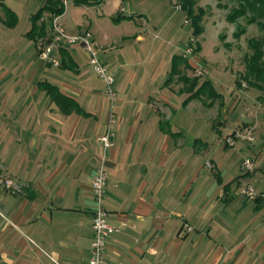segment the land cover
Here are the masks:
<instances>
[{"label": "crops", "instance_id": "0c3cea01", "mask_svg": "<svg viewBox=\"0 0 264 264\" xmlns=\"http://www.w3.org/2000/svg\"><path fill=\"white\" fill-rule=\"evenodd\" d=\"M70 1L72 10L96 4ZM134 11L119 19L130 20L121 37L102 32L94 15L77 21L66 11L61 17L69 32L93 33L115 77L113 101L97 84L82 45L66 47L72 67L61 69L40 64L26 34L0 41L6 55L0 58V264H89L92 181L104 154L105 207L118 228L106 264H264V203L238 190L255 174L242 170L244 158L233 148L203 143L197 130L202 113H162L160 102L175 110L184 105L181 88L175 97L172 82L163 79L173 56L163 77L161 71L137 73L138 44L164 46L139 31L144 17ZM140 77L148 90L139 99ZM45 81L81 111L65 112L41 86ZM109 128L114 145L105 152L100 138ZM189 129L197 131L189 136ZM209 157L217 171L207 167Z\"/></svg>", "mask_w": 264, "mask_h": 264}, {"label": "rangeland", "instance_id": "374dc122", "mask_svg": "<svg viewBox=\"0 0 264 264\" xmlns=\"http://www.w3.org/2000/svg\"><path fill=\"white\" fill-rule=\"evenodd\" d=\"M62 1L64 3L67 1L66 11L70 20L78 21L85 13V17L94 15L99 17L98 24L102 28V32H110L113 35L124 34V32L129 31V22L126 21L130 20H123L118 24L119 19H123L119 18L120 15H131L132 9H134V15L143 16L144 21L139 31L147 36L149 42L160 43L164 49L158 48L159 45L157 44V46L154 45L155 47L147 43L138 44V55L135 58L137 63L134 64L138 74L145 72L148 75L153 71H161L160 75L162 74L163 77V73H166L164 66L168 63V56H185L192 44L194 49L188 59L193 69H187L182 64V72L191 78L199 76V84L209 80L222 98H216L212 105H209L212 99L202 95L201 99L196 98L191 103L190 101L186 103L190 93L185 92L180 98L184 105L181 104L179 110H175L172 106L165 107L163 102L159 103V108L162 113H202V119L198 120L197 130H199L198 134L202 136L200 138H202L203 143L212 146L214 149H217L219 145L221 147L226 145L233 148L231 151L240 153L243 158L251 156L255 161V169L246 173L255 174L256 179L254 177L249 183L264 191V91L246 83L241 87L236 85V80L246 69L245 58L250 52L248 39L262 33L257 24L248 25L247 33L241 38H236L234 36L236 23L227 19L231 7L235 4L227 0L222 2L223 4L228 3L227 8L220 6L218 0H196L197 7H202L205 11L202 21L204 31L197 37L194 35V28L187 20L186 12L177 6L180 0H119L120 7L126 8L122 14L117 11L118 9H115L117 6L115 0H97L94 8L88 10L84 6L72 10L75 6L70 0ZM102 1L105 2L104 5H100ZM1 2L4 5L0 7V41L4 39L16 41L30 29L32 14L36 13L46 0H1ZM130 2L133 6L132 9H130ZM6 7L12 9L17 15V22L14 27L8 26L3 20L5 19ZM103 13H106L108 17L102 16ZM238 23L245 24L246 22L244 18H240ZM123 34L119 36L121 37ZM223 36L224 38H222ZM114 42L116 47L118 44L116 40ZM198 46L201 47L200 51H196ZM5 56L0 52V58ZM37 61L40 64L43 62L39 58ZM161 61L162 66L160 65ZM55 67L58 68V66ZM170 76L166 75L163 79H168ZM178 77V75L174 76L172 83H170L173 90L172 94L175 97V94L179 95V89L184 86L181 81H178ZM140 78L143 85L134 87L139 99L148 90L147 80ZM96 81L105 92L104 81L98 76H96ZM114 89L117 95L118 90L115 83ZM246 128L252 129L255 137L253 142L237 139L234 147L227 144L226 141L229 136H235L236 132L244 131ZM197 130L191 131L189 129L188 135H194ZM204 149L207 151L210 148L207 149V146H204ZM233 159L236 161V157L230 158V161ZM208 160L211 158L209 157ZM245 184L246 182L241 184L239 189Z\"/></svg>", "mask_w": 264, "mask_h": 264}, {"label": "trees", "instance_id": "16d2710c", "mask_svg": "<svg viewBox=\"0 0 264 264\" xmlns=\"http://www.w3.org/2000/svg\"><path fill=\"white\" fill-rule=\"evenodd\" d=\"M77 5H93L97 3L92 0H72ZM219 5L228 7V3H222L224 0H218ZM234 3L231 7L227 19L232 23H236V31L234 36L241 38L242 35L247 33V26L257 24L261 30L259 36H254L248 39V47L250 52L246 55V69L236 80V85L241 87L244 83L251 87H256L261 91H264V0H227ZM4 4L0 0V7ZM179 5L187 14V20L194 28L195 37L200 36L204 27L202 26L204 9L197 7L196 0H180ZM66 12V4L62 0H46L45 4L31 16V27L27 31L26 36L29 40H32L38 50V44L42 41H49L51 39V21L53 15H63ZM47 13V14H46ZM119 18H125L124 15H120ZM240 18L245 19V24L238 23ZM4 22L8 26H15L17 22L16 13L6 7ZM224 38V36L222 37ZM64 46L60 49L61 63L58 68L64 69L72 67V57L70 52ZM201 47L198 46L196 51H200ZM172 72L166 83L172 82L174 76L178 75L179 79L184 83L181 89V93H190V97L186 100L189 101L202 98L205 95L212 99L209 105H212L214 100L222 98L221 94L215 91L209 80L199 84V76L190 77L181 70V65L187 69H193L189 59L185 56L175 55L173 56ZM45 62V61H43ZM47 63V62H45ZM52 65L51 63H47ZM53 66V65H52ZM41 86L45 89L51 100L55 101L65 112H71L73 110L81 111L79 104L71 97L65 95L56 85H53L47 81L41 82ZM261 202V201H258ZM263 203V202H262Z\"/></svg>", "mask_w": 264, "mask_h": 264}, {"label": "built area", "instance_id": "2783aa9c", "mask_svg": "<svg viewBox=\"0 0 264 264\" xmlns=\"http://www.w3.org/2000/svg\"><path fill=\"white\" fill-rule=\"evenodd\" d=\"M67 1H65V4ZM181 8L179 5H177ZM126 11L125 7L121 8V12ZM62 15H53L51 21V39L49 41H40L38 44V57L40 60L47 63H51L54 66H59L61 63L60 49L64 46L83 44L84 49L89 55V62L97 74V76L104 81L106 93L113 101L116 97L114 89L115 77L110 68L102 61L101 54L102 48L99 46L94 38L93 33L90 30L80 33H69L61 22ZM193 45L187 50L185 57H189L193 52ZM199 74H201L199 72ZM113 131L109 128L107 132L101 136V140L104 143L105 152L114 145L112 139ZM237 139L253 142L255 137L253 131L250 128L244 129V131L236 132L235 136H229L227 138V144L234 147L237 143ZM207 167L216 171L215 165L211 160H207ZM242 170L250 172L255 169V161L251 156L244 157L241 163ZM7 186L10 187L13 183L11 180L5 181ZM108 184V171L105 163V154L102 162L96 169V172L92 181V194L95 201V209L93 212V240L90 250L89 264H106V252L109 244L110 237L118 231V228L113 225L109 220V213L105 207V197L107 194ZM239 194L251 201H261L264 203V191L259 190L254 184L248 183L241 186ZM186 229L192 231L194 228L191 225L186 224Z\"/></svg>", "mask_w": 264, "mask_h": 264}, {"label": "water", "instance_id": "95a60500", "mask_svg": "<svg viewBox=\"0 0 264 264\" xmlns=\"http://www.w3.org/2000/svg\"><path fill=\"white\" fill-rule=\"evenodd\" d=\"M82 46H83V44H82Z\"/></svg>", "mask_w": 264, "mask_h": 264}]
</instances>
